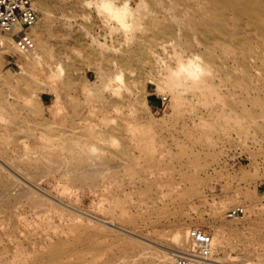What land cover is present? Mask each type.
<instances>
[{"label": "rangeland", "instance_id": "rangeland-1", "mask_svg": "<svg viewBox=\"0 0 264 264\" xmlns=\"http://www.w3.org/2000/svg\"><path fill=\"white\" fill-rule=\"evenodd\" d=\"M95 1L33 0L39 19L31 33L45 53L31 69L47 84L21 76L26 52L11 47V57H2L0 75L10 83L0 79V93H11L13 104L0 110V152L21 153L26 142L48 154L37 161L43 169L65 158L61 152L80 168L85 163L69 151V129L101 125L117 137L107 145L92 136L109 169L87 182L67 183L56 171L16 186L14 193L32 188L42 202L24 196L0 207V264H163L160 249L179 247L172 235L193 227L212 235L224 229L225 244H214V256L228 254L225 263L264 264V30L243 25L242 11L227 13L228 24L243 28L221 48L213 24L200 27L214 21L217 0H114L144 3L142 27L127 35ZM161 26L174 31L163 34ZM195 54L208 73L176 107L151 79L184 72ZM118 73L115 93L105 83ZM56 90L65 102L58 115L51 110ZM33 92L43 102L27 103ZM238 144L249 158L228 161ZM235 205L245 207L243 219L230 216ZM95 217L154 242L130 244Z\"/></svg>", "mask_w": 264, "mask_h": 264}, {"label": "bare ground", "instance_id": "bare-ground-1", "mask_svg": "<svg viewBox=\"0 0 264 264\" xmlns=\"http://www.w3.org/2000/svg\"><path fill=\"white\" fill-rule=\"evenodd\" d=\"M95 4H97L99 9L106 12L107 16L110 19L116 20L117 21L116 23H118V25L125 30L124 33H126L127 35L131 33L130 31L132 29L134 30L136 28L142 27L143 21L141 20L142 17L140 10H141V6L142 5L144 6L143 2L139 3L135 8L131 7L128 1H123L122 3L117 4L114 2V0H96ZM239 11L244 12L246 16L245 17L246 22L245 20H243L245 22V24L243 22V25L250 27V29H254L255 27L264 30V26L258 25L259 19L262 16L264 17V0H217V8L214 11V21L210 23L205 22L204 25H201L200 27L203 28L205 25L209 26L213 24V27H210L209 29L213 28L215 40L218 46H220L221 48H225L228 41H232L233 37H235L236 31L240 30V28H243L242 26H239L240 23L238 24V26H236L235 24H233L234 26L228 24L227 18L225 16H227V13L235 16L239 13ZM246 26L245 29H247ZM245 29L244 30L241 29V30L246 31ZM159 31L163 34L171 35L174 30L172 26H161ZM129 37L130 36H128V39ZM161 43L162 42H160V44ZM44 53H45L44 45L42 43V40L38 38V42H36L35 48L31 51L24 53L26 54V59L28 61L26 65L27 67L22 65L20 71L21 76H27L29 78H33L34 80H38L41 84H43V86L46 85L47 83L44 80L39 79L38 74L31 68H33L36 64L41 63L40 61L44 56ZM160 59L161 58H159V56L156 57L157 63L158 61H160ZM0 60H2V57L0 58ZM167 69L169 68H166V70ZM62 70H63V66L61 65V63L60 62L57 63V72L59 75L61 74ZM207 73H208V69L200 63L198 56L195 54L194 57H190L185 62L184 72L180 71V69L173 70L170 72L165 71L164 75L160 77L158 80L151 79V81L153 80L156 82L157 88L160 91H164L165 93H170L173 98V102H174L173 104H176L174 106L177 107L179 104L178 101L180 102V100H182L184 93H186L190 89L193 90L196 88H200L202 86V84L200 85L199 82L203 77L206 76ZM114 78L117 80H121L122 74L118 73L117 75H115V77L109 76L105 83V86L109 87V89L111 88L113 91H115V93L116 92L119 93L121 91V85L119 84V86L116 87L113 84ZM0 79H3L5 83H10L9 80L2 78L1 75H0ZM204 87H206V85ZM126 89H128V87H126ZM86 91L93 92V87L87 84ZM0 94H1L0 110L5 109L6 105L13 104V101L11 100L13 98L12 97L13 95H10L11 93L5 95L1 92ZM166 98L167 96H163V99ZM36 99H38L39 102H43V99L39 97L35 92H33L31 96L25 98L27 103H33ZM64 109H65V102L63 101L62 96L59 93V90H56L55 99L51 104V110L53 113H55L54 115H58L63 113ZM98 124L99 123H97V125ZM102 127L103 126L101 125L100 128L91 126L87 129V131L85 130L83 131V129H79L78 127H73L69 129V131H71L72 133L71 134L72 136H70L68 140L73 142V145L70 147V149L69 148L68 149L72 154L76 153L77 155H79L80 160L85 163L80 168L76 165V163L74 165L73 164L70 165L69 160H67V155L61 152L60 154L65 158L59 160H52V162H49L48 164L46 163L47 168L43 169L42 166H39L37 164V161L41 157L47 158L48 154L45 151H38V150L31 151L26 142L24 143L25 151L21 153L0 152V207L4 206L5 201L13 203L20 200L24 196L28 197L35 204H39L42 202V199L32 195V193L37 191H32L33 189L31 188V185H30L31 189L21 188V190L18 189L16 190L17 193L13 192L16 186L25 184L26 178L36 179V176L40 174H49L56 171H58L62 176L66 178L67 183H72L73 181L79 179H82V181L87 182L92 180L94 177H96V175L104 176L105 171H107L106 169H109V164H106L107 161L105 160V158H102L101 156L102 147L98 146V144L95 142L92 136L93 134H95L96 135L95 137L98 138L99 141H102L104 144L107 145H110L112 142H115L117 140V137L112 132L106 133V130H104ZM76 134H79V136L77 137ZM82 136L84 138H82ZM96 164L98 165V167L92 166ZM103 164H105L107 167L101 166ZM22 181H24V183H22ZM35 187L36 189L48 195L49 197L54 198V196L52 195L50 196V194L40 189L38 186H34V188ZM70 187L71 185L67 184L66 186H64V190L65 189L68 190L70 189ZM56 200L58 199L56 198ZM77 210H79L82 213H85L80 209ZM95 218L103 223H110L109 225L118 228L120 232L128 236L125 239V241L129 242L130 244L136 245V243L140 244V242H144L150 245L152 242H154L153 240H150L144 236L136 237L135 236L137 235L136 233L129 230L128 228H125L124 226L116 225L115 221H113L112 219L108 220V219H101L99 217H95ZM189 229L184 228L183 230L176 231L172 235L173 243H176L178 245L181 244L179 247L184 246L186 244V234ZM212 236L215 246L216 247L218 246L220 249H222L226 239V235L224 234V229L223 228L217 229V231ZM168 247L166 246L167 249H169ZM141 249L143 248H140L139 252H141ZM172 250H174L172 249V247L169 250L160 249L159 256L163 264H175V261L172 257ZM214 255H215V251L212 257L214 264H227L224 261L225 259H227L228 254H225L224 257H215ZM132 264H149V263L147 262L137 263L136 261H134V263Z\"/></svg>", "mask_w": 264, "mask_h": 264}, {"label": "built area", "instance_id": "built-area-1", "mask_svg": "<svg viewBox=\"0 0 264 264\" xmlns=\"http://www.w3.org/2000/svg\"><path fill=\"white\" fill-rule=\"evenodd\" d=\"M38 19L33 0H0V58L11 57V47L18 52H28L35 48L31 28ZM227 158L233 162L248 159L249 156L238 144L228 152ZM229 214L235 219H243L246 209L242 205H235ZM213 253L212 234L203 228L193 227L187 231L186 244L172 250V257L175 264H214Z\"/></svg>", "mask_w": 264, "mask_h": 264}]
</instances>
